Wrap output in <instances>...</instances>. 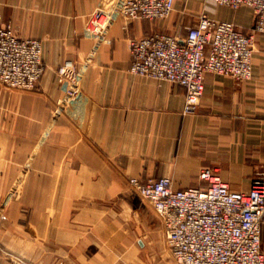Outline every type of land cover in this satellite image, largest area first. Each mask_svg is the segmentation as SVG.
I'll list each match as a JSON object with an SVG mask.
<instances>
[{
  "label": "crops",
  "instance_id": "crops-1",
  "mask_svg": "<svg viewBox=\"0 0 264 264\" xmlns=\"http://www.w3.org/2000/svg\"><path fill=\"white\" fill-rule=\"evenodd\" d=\"M68 1L73 15L97 4ZM49 5L0 0L1 21L41 38L46 64L35 90L0 86V264H174L160 217L129 177L169 175L185 187L206 184L198 173L210 166L248 191L264 173V32L254 31L253 8L196 2L190 15L135 20L127 38L97 55L87 101L53 122L57 68L77 61L90 42L66 21L34 27L33 11ZM201 13L253 33V75L206 73L196 111L185 113L183 86L130 73L129 37L183 36Z\"/></svg>",
  "mask_w": 264,
  "mask_h": 264
},
{
  "label": "built area",
  "instance_id": "built-area-1",
  "mask_svg": "<svg viewBox=\"0 0 264 264\" xmlns=\"http://www.w3.org/2000/svg\"><path fill=\"white\" fill-rule=\"evenodd\" d=\"M237 8L249 5L255 13V32H264V0H202ZM49 7L33 11L32 23L41 28L46 19L66 21L90 44L77 61L57 68L61 95L52 121L73 111L88 99L87 74L99 53L127 38L137 19L157 20L171 15L176 0H97L91 11L73 15L68 0H49ZM130 73L178 83L186 90L185 113L196 111L204 94L208 72L249 79L253 75L254 36L232 21L201 13L182 36L154 31L129 37ZM46 72L43 42L18 35L12 24L0 19V86L32 91ZM206 184L174 187L169 175L143 180L129 177L130 185L150 202L160 217L165 243L176 264H264V173L255 175L250 189H234L210 166L201 168Z\"/></svg>",
  "mask_w": 264,
  "mask_h": 264
},
{
  "label": "rangeland",
  "instance_id": "rangeland-1",
  "mask_svg": "<svg viewBox=\"0 0 264 264\" xmlns=\"http://www.w3.org/2000/svg\"><path fill=\"white\" fill-rule=\"evenodd\" d=\"M196 2H204V1H202V0H176V6H175V9H174V11H173V13H172V15L173 14H178V15H190V12L192 11V9L194 8V4L196 3ZM171 15V16H172ZM170 18V17H169ZM164 19H166V18H164ZM158 21H160V20H163V19H157ZM181 22V21H180ZM183 25H185V23L182 21L181 22ZM193 23V22H192ZM192 23H186V26L187 25H190V24H192ZM178 26V25H177ZM166 31H168V30H166ZM18 183L19 182H17L16 184H15V186L13 187V190L14 189H17V187H18ZM145 200V199H144ZM145 201H147V200H145ZM150 203V202H149ZM151 207H152V205H151ZM153 209V208H152ZM165 245H166V243H165ZM167 246V245H166ZM263 247H264V245H263ZM167 248H168V246H167ZM169 249V248H168ZM170 250V249H169ZM172 255V254H171ZM173 258V257H172ZM173 263L174 264H176V262H175V260H174V258H173Z\"/></svg>",
  "mask_w": 264,
  "mask_h": 264
}]
</instances>
